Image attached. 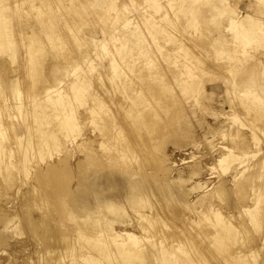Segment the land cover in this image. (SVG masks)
<instances>
[{
	"label": "rangeland",
	"instance_id": "obj_1",
	"mask_svg": "<svg viewBox=\"0 0 264 264\" xmlns=\"http://www.w3.org/2000/svg\"><path fill=\"white\" fill-rule=\"evenodd\" d=\"M48 1L46 7L54 8L52 12H56V17L49 12L57 24L54 26L57 30L55 42L62 39L67 44V55L71 54L78 61L75 64L78 67H70L67 56L61 61L60 46L53 44V47L48 39L41 37L40 41L50 47L44 59H39L40 54H36L35 60L40 65L36 61L34 64L39 67L24 60L25 54L22 53L25 51H21V45L17 56L13 57L14 63L18 61L15 64L12 58L0 56V85H7V81L15 76L14 81L20 83V89L24 86L22 90L25 91L23 94L20 90L19 98L8 103V115V105L0 107V124L4 123L6 129L5 139L1 142L6 149L1 150V156L4 162L8 150L12 161L9 163L13 166L9 175L1 163L0 176L4 172L9 177L2 180L0 177V264L66 262V249L76 246L77 241L74 238L75 226L63 218L62 201L77 215L83 214L77 207L89 205L95 212L99 210L97 204L104 200L128 209L124 201L126 191L132 187L138 188L148 205V214L160 222L154 226L156 235H163L175 249L176 242L180 240L183 243L181 249L186 252L181 256L192 260L190 264H264V197L259 207L263 213H259L262 216L257 218L256 226L248 222V216L242 211L243 207L251 204L249 198L257 195L258 190L262 189L264 193V164L259 167V163H264V25L251 23L256 34L248 42V50L242 54L233 50L231 44L246 38L239 32L233 35V31L246 29L247 23L235 26L230 16L231 13H243L248 5L253 4L254 11L263 19L264 5L257 0ZM56 5H60L61 10ZM117 11L121 12L116 19ZM14 21H21L23 25L20 27H27L30 32V26H38L36 12H31L27 18L29 26L21 19ZM156 29L158 41H154L149 33V30ZM220 39L226 44L222 45ZM188 53L201 66L193 64L191 59L188 65H196L193 68L196 77L191 87L185 89L177 80L179 73L184 71L182 64L188 63ZM112 59H117L119 66L129 73L124 82L116 78L113 67L117 63L111 65ZM206 64L210 69L205 70L208 68ZM231 67L236 68L238 74L234 76L228 72ZM252 68L253 72H249ZM251 74L260 87L254 95L263 102V108L257 113L246 112L249 99L242 97L243 87H229L230 83L252 79ZM149 75L162 80L157 79L159 82H156ZM78 84H83V88L78 90ZM109 84L114 87L112 85L111 89ZM12 85V82L7 85L11 91ZM165 86L170 91L164 89ZM122 87L126 90L122 91ZM93 95H103V107L108 105L106 108L112 109L110 114L114 112V115H108L105 109H99V124L97 121L93 124L87 118V109L94 103ZM146 97L149 106L142 110L140 117L135 116L134 110L141 107L139 99L142 101ZM47 99L58 101V108L65 110L66 119H72L71 124L67 122L65 129H60L57 137L48 136L62 123L48 115L47 108H54V105L47 106ZM95 105L98 109L99 105ZM127 106L131 112L129 115L123 110ZM143 116L147 117L145 123L151 125L137 130ZM241 124L261 128L255 135V144H247L249 132L243 127L239 131L241 135L243 131V135L238 133L237 136L236 130ZM98 133L105 134L107 138L113 134L114 138H111L122 152H107L110 158L91 168L86 156L96 146ZM223 133H227L226 137ZM16 134L25 136V139L17 144L12 138ZM83 138L94 142L77 146ZM229 139H235L236 143L240 141L242 145L246 143L244 146L248 147L243 150L245 155L241 160L255 167L245 173L254 175V178L239 179L237 185H232L229 180L235 173L236 161L218 162L222 156L220 148L232 146ZM43 141H46L45 146ZM121 141L127 146H121ZM234 151L239 152L237 149ZM183 191H187L185 203L180 197ZM130 212L128 209L129 221L113 223L111 228L114 232L140 236L135 231L138 230L135 228L137 217ZM215 214L224 217V221L237 230L228 234L230 238L224 248L213 246L214 242L209 239L215 232V227L211 226L215 222ZM222 233L229 232L222 230ZM156 239L152 237L142 242L144 251L149 250L156 255L152 264L158 263V254L153 246ZM234 253H243L247 258L235 260ZM65 262L61 264L69 263Z\"/></svg>",
	"mask_w": 264,
	"mask_h": 264
},
{
	"label": "bare ground",
	"instance_id": "obj_2",
	"mask_svg": "<svg viewBox=\"0 0 264 264\" xmlns=\"http://www.w3.org/2000/svg\"><path fill=\"white\" fill-rule=\"evenodd\" d=\"M37 1H38V3H37ZM257 1H258V3L260 2V3H262L264 5V0H257ZM47 3H49L48 0H36V1L35 0H13V1L12 0H0V56H5L6 58L8 57L9 59L12 58V63L15 64L18 61H16L14 63V61H13L14 58L13 57L17 56L18 50H20L19 46L21 45L22 46L21 51H25L22 54H25V58L26 59H24V58L23 59L26 60V62H29L31 66L39 67V66H36L34 64L35 61L38 64V60L37 59L35 60L36 54H37V56H38V54H40V58L39 59H42V58L44 59L47 56V50L50 47V46L44 45L40 41V37H41V38L48 39L51 42V44H52L51 46H53V47H55L54 45L58 44V46H60V48L58 50L60 60L61 61L65 60L66 56H67L70 59V67H72V68L76 67L77 68L78 65H75V64H77L78 61L71 54L68 53V55H67V52H66L67 44L62 39L61 40L59 39L60 40L59 43L55 42L54 37L57 35V30H55L54 26L57 25V24H54L55 21H54V19H52L53 17L50 16L49 12L53 13L54 16H55L56 12L55 13L52 12V10H54V8L46 7ZM56 6H58V5H56ZM50 7H52V5H50ZM72 7L75 8L76 6L73 5ZM247 7L248 8L243 13H235V15H233L231 13V15H230L231 16V22L233 21L235 26H237L238 24H242V23L246 24L247 23V25H246L247 28L246 29L245 28H243L241 30L235 29L234 30L235 32L233 31V33H234L233 35H235L237 32H239V34H241L243 36V38H246V40H244V39L241 40L240 43H232L231 44V47H232L233 50H235V51L237 50L236 52H239V53H242V54L246 50H248V48H249V43L248 42L250 40H252L253 37H254L253 35L256 34L255 30L251 26V23H254V24L261 23V24L264 25V18L261 19V17L254 11L253 4L248 5ZM263 8H264V6H263ZM60 10H61V6H60ZM31 12H36V18H37V23H38L39 27L37 26V28H36L34 26H30V28H31V32H30V31H28L29 28L26 29L27 27H25V28L24 27H22V28L20 27L21 25H23V23L21 21H19L20 22L19 23V22H16L14 20H18V19L20 20L21 19V20H23L25 22L26 25L29 26V24H27V22H28L27 18H28L29 14ZM120 12H118V11L116 12V17H115L116 19L118 18V14ZM174 15L171 16L173 19H174ZM169 17H170V15H169ZM172 18H170V19H172ZM56 21H57V19H56ZM57 22L60 23L59 20ZM17 24H19V25H17ZM149 33L151 34V36L154 39V41H156L157 40V29L155 31L149 30ZM259 33H260V29H259ZM105 37H106V35L104 36V38ZM220 41H221L222 45L226 44V43H223V41L221 39H220ZM224 41H225V38H224ZM23 47H24V49H23ZM103 50H105L104 45H103ZM191 50L193 51L195 49L191 48ZM193 52H195V51H193ZM192 54H194V53H192ZM187 56L188 57L186 59H187L188 63L187 64H182L184 71L182 73H179V76H178L179 78L177 80V82H179L178 84L180 86L184 87L185 89L191 87V85H192V83H193V81H194V79L196 77V73H195L196 71H195V69H193V68H195L196 65L195 66L194 65H190V66L188 65V64H190L191 59H192V62H194L193 64H196V63L198 64L199 63L200 66H201V63L198 62V60H196V58L193 55L188 53ZM262 56L264 57V53H262ZM22 57L23 56H21L20 58L22 59ZM230 57H231V55H230ZM20 58L18 57V59H20ZM21 59H20V61H21ZM203 59H201V60H203ZM204 61L205 60H203V62ZM21 63H23V62L21 61ZM110 63H111V65H114L113 63H117V59H112ZM8 64H11V63H8ZM18 64H20V63H18ZM21 65L23 67V64H21ZM38 65H40V64H38ZM115 65L116 66L113 67V69L115 71L116 78L118 80H121L122 82H124L125 79L128 76L127 74H129V73H126V69H122L119 66V63H117ZM241 65H242V63H241ZM24 66H25V64H24ZM205 66H207V64ZM18 67H19V65H18ZM207 67L208 68L205 69V67L203 66L202 69H205V70L210 69L209 66H207ZM223 68L226 69L225 66H223ZM22 69L23 68H21V70ZM239 69H240V67H239ZM253 70H254L253 68L249 69V72L250 71L253 72ZM26 71L27 70H25V72ZM227 71L230 72L234 76L236 74H238V70L236 68L232 69V67H231L230 69H227ZM23 72H24V70H23ZM110 72H111V70H110ZM249 72H248V74H249ZM34 73H37V72H34ZM111 73H113V72H111ZM107 75H109V74H107ZM252 75L253 74H251L250 76H252ZM113 76H114V74H113ZM26 77H27V75H26ZM106 77H108V76H106ZM149 77H152L153 79H155L156 82H159V81H157V79L162 80V78L158 77V76H154L153 77V76L149 75ZM1 79H2V77H1ZM108 79H109V77L107 78V80ZM14 80H15V76H12L11 80H9V82L7 81V85L10 84V82L13 83L12 91L9 88H7V85H3V84L0 85V107L8 105L7 106L8 110L6 112V115L9 114V106L10 105L8 103L12 99L13 100H17L19 98V94H20L19 91L21 90L23 92L22 89L24 88V86H22L21 87L22 89H20L19 88L20 87L19 86L20 83L18 81H14ZM108 81H110V80H108ZM237 83L238 84H234V82L230 83V86H229L228 85L229 81L226 82V84L229 87H234L235 89H237V88H239V89L241 88L242 89V87H243V89H242V91L240 93L242 94V97L249 99V100L247 99L248 102H247V105H246V112L247 111H252L254 113H257L259 111V109H262L263 108L262 107L263 102L258 100V98H260V97H257V96L254 95V93H257L258 89L260 88L256 84L255 77H253L252 79H248L247 78L244 81L237 82ZM231 84H233V85H231ZM82 85L83 84H78L77 85V89L80 90L81 88H83ZM112 85L113 84H111V85L109 84L110 87ZM123 86H125V85H123ZM86 87H85V89H86ZM113 87H114V85H113ZM115 87H117V86H115ZM111 89H112V87H111ZM164 89H169V91H170L169 87L165 86ZM104 90L105 89L103 88V91ZM109 90L110 89L108 88L107 92H109ZM119 90H120V88H119ZM121 90L123 91V90H126V89H125V87L124 88L122 87ZM228 90H232V89H228ZM24 92H23V94H24ZM103 93H105V92H103ZM110 93H111V91H110ZM136 93L139 94V91L136 90ZM36 94H37V92H36ZM98 94L100 95V93H98ZM102 96L103 95H101V97ZM172 96L173 95H171V97ZM98 97H100V96H97V95L94 96V99H93L94 103L91 102L93 104L89 105L90 107L87 109L88 110L87 118L93 124L96 123V121L99 119L98 118L99 114H100L99 109H102V110L105 109L108 112V115H111V114L114 113L112 111L113 113L110 114V111L112 109L109 111V109L106 108L108 105L105 108L103 107L102 104H103V99L105 97L104 96H103L104 98L100 97L102 100L99 99ZM106 98H109V96H106ZM172 99H175V97L172 98ZM47 101H49L46 104L47 106L50 105L51 103H52V105H54V108H52V107L47 108V109H49L48 115L49 116L51 115L52 118H54V119L58 118V120H60L58 122L62 123V124H60L57 127V130H52V131H50L48 133L49 137L50 136L57 137V134L60 133V129H62V128L65 129V126H66L67 122H69L71 124L70 120H72V119H66V114L64 112L65 110L63 111V110L58 108L59 107L58 104H57L58 101L56 102L55 100H51V99H47ZM106 101H107V99H106ZM139 102H140L139 105H141V107L140 108L137 107L134 110V113H133L135 116H138V117H140V113L142 112V110L145 107L149 106V104H150V102H148V98L147 97H146V99H143L142 101L139 99ZM175 102H177V100H175ZM234 103H235V101H234ZM95 104H97V106L99 105L98 109L95 108L96 107ZM11 105H12V103H11ZM165 108L168 109L169 106H166ZM123 110H124V112L127 115H129L131 113L128 110V106L126 107V109H123ZM45 111H46V108H45ZM246 112H245V115H244L245 117L247 116ZM242 114H244V113H242ZM156 116H157V114H156ZM154 117H155V115H154ZM240 119L241 118L239 117V121H240ZM146 120H147V117H145V116L141 117V119H140V121H139V123L137 124V127H136L137 130L145 129V128L147 129V126L151 125V124L145 123ZM246 120H247V117H246ZM249 121L251 122V119H249ZM112 122H113V120H112ZM96 124H99L98 121H97ZM255 125H256V123H255ZM255 125L254 126L253 125H250V126L247 125L246 126V125L241 124L239 126V128H237L235 126L237 128V130H236L237 136H239L238 133L241 135V133H240L241 131L240 130H242V127L245 128V131L249 132L248 135H247V137H248L247 144L248 145H250L251 142H253L254 144L257 142V140L255 138V135L257 134L258 131L259 132L261 131V128L258 127V126H255ZM227 127L229 128L230 126L228 125ZM231 127L234 129V126H231ZM231 127H230V129H232ZM116 130H118V129L116 128ZM231 132H230V134L235 136V133L232 134L233 132L232 133ZM5 133H6V129L4 128V123H2V124H0V169H1L0 172L2 171V168H3L2 164H1L3 162L2 156H1V150L4 151L6 149V147L4 145H2V143H1L5 139V137H4ZM243 133L244 132L242 131V135H243ZM223 134H225V133H223ZM226 134L224 135L225 137H226ZM112 136H114V135L112 134ZM228 136H230V135H228ZM234 136H231L230 138H232ZM237 136L235 138L238 139ZM107 137L108 136H106L105 134H101V135L99 134V136L95 138L96 146L94 147V149H91V150L88 151L86 157H87V161L89 163V166L91 168H94V166L96 164H98L100 161H107V159L110 158V157H108L107 152H110V153H114L115 152V154H120V152H122V149L119 150L116 147L117 143L116 142L114 143V140H112V138H114V137H112V138L111 137L107 138ZM12 138L18 144V143H20V141L25 139V136H20L19 134H16V135L12 136ZM241 139H244V138H241ZM230 141L233 142V143L232 144L229 143ZM230 141L228 142L229 145L230 144L232 145L230 148H228L227 146L220 148L222 150V154H220V155H222V156L220 157V155H219L220 158H219L218 162L224 164L225 162L236 161L237 167H236V170H234L235 173L233 174V176H231L229 178L231 184L235 185L236 183H238L239 179H247V180L249 179L250 180L252 178V176L254 178V175H250V174L246 175V174H247V172H249V170H253V168H255V167H254V164H253V166H250L248 164V162H245V161L241 160V157H243L245 155L244 151H245L247 145L244 146V144H246V143H244L242 145L240 143V141H239L237 143H239V145H241V146L238 147L239 145L237 146V143H236L235 139L234 140H230ZM88 142H90L89 139H87V138L84 139L83 138L79 142V144L77 146L87 144ZM92 142H94V141H92ZM92 142H90L89 144H92ZM245 142H246V140H245ZM42 144L45 146L46 145V141H43ZM120 144L123 147L127 146V144L123 145L122 141H121ZM90 146L93 148L92 145H90ZM243 147H244V149H243ZM235 149H237L239 152H235L234 151ZM98 150H100V152H98ZM20 154H22V153H20ZM4 157H6L5 161L3 162L4 163V168L3 169H5L4 172L7 171V173L9 175H11L10 172H11L13 166H12V164H10L12 161L10 160V156H9L8 150L5 152ZM23 157H24V155L22 154L21 158H23ZM263 157L264 156H262V158ZM84 161H85V159H84ZM262 164H264V163L263 162L259 163V167H262ZM4 172L1 173V176H0V177H2L1 180L4 179V178L6 179V178L9 177V175L7 173H4ZM263 172H264V170L262 171V173ZM261 176H263V175H261ZM6 181L9 182L8 180H6ZM6 181H5L4 184H6ZM8 186H9V183H8ZM257 192H258L257 195H254L253 197L249 198V200L251 201V204L242 208V211H244L246 217L248 216V218H249L248 222H250L252 225L254 224L255 226H256V221L258 220L257 218L259 216L260 217L262 216V215H259V213L262 212V211L260 212L261 208L259 209V207H260V200L262 199V196L264 197V193H263L262 189L258 190ZM186 195H187V191H183L182 194L180 195V197L182 199H184V203L187 200V199L185 200ZM104 201L105 202H100V203L97 204L99 210H97L95 212H93V208L91 206H89V205H84L83 204V205L79 206V208L77 207V209H79L80 211L83 212V214H81V215L74 214L71 210H69L70 208L68 206H66V202L64 200L62 201V205L61 206H62V212L63 213L62 212L61 213L63 214V218H65L66 220L71 222L75 226V229H76V231H75L76 235H75L74 238L77 241V245L75 244L77 247L74 246V244H73L74 247H70L69 250L66 249L68 251L67 252V256H66V258L68 257L67 261H69V263L66 261L68 264H147V262L149 264H152V262H153L152 259H156V255L155 254H151V252H149V250H145L144 251L143 243H142L146 239H149V238H152V237H156L157 238L156 241L154 242V245H153L156 248V252L158 254V263L157 264H190V262H192V260H189L188 257L187 258H183L181 256V253L182 254H186V252L183 251V249H181V244L183 245V243L180 240H178L176 242L175 246H176L177 249H175V248H173L172 243L171 244L168 243V241L165 240V238H163V235L162 236L156 235L157 234L156 233V229H155L156 227L154 228V226H156L160 222L157 221L156 219H154V217L149 215L148 212L146 211V210H148V205L145 203V201L141 197L140 192L138 191V188H133L132 187V188L128 189V191H126V198H125L124 202L126 203L128 209H130V211H131L130 213L133 214V215H136V217H137V222H138L137 225L135 223H133V222L132 223L136 225L135 228H137L138 230H135V231H136V233L138 231V234L140 236H135V235L129 234V233L122 234L121 232H114L113 228H111L113 223L124 224V223H126L127 221L130 220V219L128 220V217H127L128 216V213H127L128 209L126 207H124L123 209H125V210H123L121 208L122 206L120 207V206H118V204H115V203H113V202H111L109 200H104ZM263 201H264V199H263ZM262 204H261V206H262ZM126 205H124V206H126ZM207 208H209V207L207 206L206 210H207ZM124 214H126V215H124ZM196 214L198 215V213H196ZM125 216L127 217V220H124V218H126ZM130 217L132 218V216H130ZM215 218H216L215 222L211 225V226L215 227V232L213 234H211L210 237L209 236H207V237H209V239H212V241L214 242V243L211 242L213 244V246H215V247L217 246L218 248L223 246V248H224V247H226L227 240L230 238L228 234H230L231 232H236L237 230H236V227H234L233 225L229 224L228 221H226V220L224 221V217H221L220 215L215 214ZM262 218H261V220H262ZM133 220H134V218H132V221ZM128 227H130V226H128ZM132 227H134V225H132ZM222 230L223 231L225 230V232H229V233H225L224 234V233H222ZM198 235H197V237H198ZM172 237L173 236H170V239ZM201 237H199V238H201ZM166 239H168V238H166ZM262 242H263L262 244L264 245V239L262 240ZM69 245H70V243H69ZM237 252H239V251H237ZM249 254L252 255V253H249ZM246 255L248 256V254H246ZM232 256H233V258L235 260H241L242 258H244V259L247 258V257L245 258V254H243V253L242 254L241 253H234V254H232ZM62 258H64V257L62 256ZM64 260H62V261H64ZM56 261H57V259H56ZM60 262H61V260L59 261V263ZM64 262H61V263H64Z\"/></svg>",
	"mask_w": 264,
	"mask_h": 264
}]
</instances>
